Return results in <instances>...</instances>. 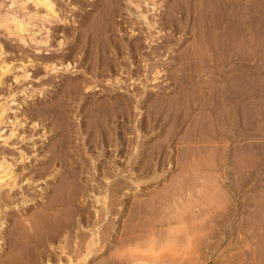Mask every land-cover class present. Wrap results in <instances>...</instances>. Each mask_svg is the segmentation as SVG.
I'll return each instance as SVG.
<instances>
[{
  "label": "rangeland",
  "instance_id": "rangeland-1",
  "mask_svg": "<svg viewBox=\"0 0 264 264\" xmlns=\"http://www.w3.org/2000/svg\"><path fill=\"white\" fill-rule=\"evenodd\" d=\"M52 1L64 19L35 30L46 44L0 27V62L15 66L0 83V104L15 98L0 123V160L16 175L0 183V264H101L114 255L128 264H264V0L254 1L247 48L205 34L199 11H187L199 0ZM34 5L28 0L45 11ZM33 20L32 32L41 22ZM51 60L64 64L46 67ZM83 78L97 86L68 89ZM122 97L126 119L105 126L106 100ZM76 183L78 219L118 199L84 261L94 225L71 217ZM74 245L84 252L72 253Z\"/></svg>",
  "mask_w": 264,
  "mask_h": 264
},
{
  "label": "bare ground",
  "instance_id": "bare-ground-1",
  "mask_svg": "<svg viewBox=\"0 0 264 264\" xmlns=\"http://www.w3.org/2000/svg\"><path fill=\"white\" fill-rule=\"evenodd\" d=\"M34 2V6H38V5H41L42 6V9L43 7L45 8V11L42 13V14H39V10H30L28 9L27 7V2L28 0H8V2L5 0H1L0 1V27H3L5 29V31H7V33L9 35L13 34V35H16L18 40H20L21 42H28L29 40L30 41H34L36 43H42V44H46V42L48 41V39L45 37L43 38L42 36H39L37 34H35V30H42V29H45L47 31V25H45V21H51L53 19H56L57 21H60V20H63L64 17L62 15H60V11L57 12V7L55 8V5H54V2L52 0H32ZM195 1V0H194ZM254 1L255 0H199L197 1L195 4L194 2H189L188 4V10L187 11H194V10H198L199 11V15H200V18H201V21L203 22V24H207V29L206 27H204L206 29V33H209L208 36H212V37H215L218 39V42H220V45L221 44H224L227 46H229L230 48L233 47H239L240 45H247V47H249L250 45H252V38H253V33H254V30H253V18H254ZM98 2V1H97ZM106 2V1H105ZM114 2V0H113ZM133 2V1H132ZM155 2V1H154ZM188 2V1H187ZM30 3V2H29ZM103 3V2H102ZM131 4V3H130ZM150 5V4H149ZM139 7V6H138ZM187 7V6H186ZM157 8V7H156ZM35 9V8H34ZM103 9V8H101ZM19 10H23L22 13H19L18 11ZM141 10V9H140ZM114 11V10H113ZM136 11V10H135ZM186 11V12H187ZM172 12V10H171ZM93 13V12H92ZM188 13V12H187ZM186 13V15H187ZM101 14V13H100ZM103 14V13H102ZM169 14V13H168ZM173 14V13H172ZM64 15V14H63ZM94 15V14H93ZM138 15H140L141 17H143L146 22L148 23V25H150V27L154 26L156 21L155 20H150L147 18V14L145 15L143 12L139 11ZM164 15V14H163ZM91 16V15H90ZM98 16V15H97ZM104 16V15H103ZM159 16V15H158ZM66 17V16H65ZM184 17V16H183ZM101 18V17H100ZM191 18V17H190ZM199 18V19H200ZM33 19H38L40 20V26L38 27V29H34V31L32 32V29H31V26L29 25H33L34 24V20ZM87 19V18H86ZM96 19V18H95ZM107 21V20H105ZM86 22V21H85ZM97 22V21H96ZM99 22V21H98ZM175 22V21H174ZM180 22V21H179ZM50 23V22H49ZM84 23V22H83ZM102 23V22H101ZM108 23V22H106ZM160 23V22H159ZM192 23V22H191ZM85 24V23H84ZM93 24V23H92ZM171 24V23H170ZM204 24V26H205ZM98 25V24H97ZM107 25V24H105ZM38 26V25H37ZM36 26V27H37ZM118 26V25H117ZM130 26V25H129ZM181 26V25H180ZM196 26V25H195ZM148 27V26H147ZM149 27V29H150ZM198 27V26H197ZM179 28V27H178ZM76 29V28H75ZM195 29V28H194ZM193 29V30H194ZM108 30V29H107ZM2 32V31H1ZM108 32V31H107ZM152 33V32H151ZM15 36V37H16ZM84 36V35H83ZM108 37V35H106ZM89 37V36H88ZM132 37V36H131ZM207 37V35H206ZM14 38V37H13ZM15 39V38H14ZM106 38H104L105 40ZM17 40V39H16ZM95 40V39H94ZM101 40V39H100ZM115 40V39H114ZM261 40V39H260ZM97 41V40H96ZM99 41V40H98ZM106 41V40H105ZM82 42V41H81ZM39 45V44H38ZM111 45V44H110ZM37 46V45H36ZM105 46V45H104ZM52 47V46H51ZM107 47V46H106ZM131 47V46H130ZM224 47V48H226ZM244 47V46H242ZM135 48V47H134ZM39 49V48H38ZM46 49V48H45ZM126 49V48H125ZM100 50V49H99ZM108 50V49H107ZM43 51V50H42ZM5 52L4 48H3V44L0 43V56ZM84 52V51H83ZM98 51H96L95 53H97ZM99 54V53H98ZM48 55V54H47ZM92 55H94L92 53ZM91 55V56H92ZM96 57V56H94ZM93 57V59H94ZM2 58V57H1ZM0 58V59H1ZM55 58V56H54ZM97 58V57H96ZM30 59V58H29ZM39 59V58H38ZM88 59V58H87ZM90 59V58H89ZM8 60V59H7ZM91 60V59H90ZM104 60V59H103ZM105 65L108 66V62H107V58H105ZM3 61V60H2ZM6 61V59H5ZM3 62L1 63L0 62V83L4 82L5 80L3 79V74L8 72V71H11L13 70V68L15 66L13 65H10L8 62ZM12 61V60H11ZM10 62V61H9ZM42 62V61H41ZM23 63V62H22ZM32 63V62H31ZM98 63V62H97ZM131 63V62H130ZM43 64V63H42ZM60 64H64L63 61L61 62H57L55 60H51V61H45V66L46 67H49L51 66L52 69H58L59 68V65ZM70 62H68L66 64V68L69 66ZM92 64V63H91ZM25 65V64H24ZM44 66V65H43ZM100 67V66H99ZM103 68V67H102ZM101 69V68H100ZM110 69V68H109ZM166 71V70H165ZM12 72V71H11ZM91 72V71H89ZM14 73V71H13ZM87 73V72H86ZM99 73L97 70L93 71V73L91 75H93L94 78L97 79V77L99 76ZM15 74V73H14ZM101 74V73H100ZM157 75V74H156ZM21 76H23L24 78H26L27 76H29V72H28V69L23 66V72L21 74ZM104 76V75H103ZM19 77H20V74L17 75L15 74V78L19 80ZM91 76H88L87 78H89ZM92 77V78H93ZM65 78V77H64ZM87 78H83L81 83H83L81 85V83H78V82H74L73 79H70L69 80V90L71 88L70 91H72L73 89L75 90H78L80 87H83L86 89L89 90V92L95 88V85L94 84V81L93 79H87ZM21 79V78H20ZM77 79V78H76ZM119 79V78H118ZM78 80V79H77ZM122 80V79H121ZM76 81V80H75ZM99 81V80H98ZM117 82L119 80H116ZM6 82V81H5ZM68 82V81H67ZM10 83V82H9ZM66 83V82H65ZM121 83V82H120ZM144 83V82H143ZM2 85V84H1ZM63 88V87H62ZM67 88V87H66ZM120 88V87H118ZM68 90V91H69ZM13 91V90H12ZM8 92V90H7ZM10 92V91H9ZM25 92V91H24ZM110 92V91H109ZM134 92V91H133ZM16 93V92H15ZM74 93V91H73ZM25 94V93H24ZM32 94V93H31ZM93 94V93H92ZM117 94V93H116ZM118 95V94H117ZM9 98L7 97L1 104H0V123H2V116H4V112L11 107V104L13 102V98L14 97V94L13 93H10L9 95ZM58 96V95H57ZM73 96V95H72ZM108 96V95H107ZM122 96V95H120ZM126 96V95H125ZM56 97V96H55ZM81 97V96H80ZM116 97V95H115ZM4 98V97H3ZM62 98V97H61ZM112 98V96H111ZM114 98V96H113ZM127 98V97H126ZM64 99V98H63ZM71 99H74L73 97ZM91 99V98H90ZM96 99V98H95ZM93 100V99H92ZM103 100V99H102ZM106 100V99H105ZM49 101V100H48ZM52 101V100H51ZM98 101V99H97ZM97 101H94V102H97ZM135 101V100H134ZM58 102V101H57ZM104 102V101H103ZM138 102V101H137ZM100 103V102H99ZM102 103V102H101ZM108 107H110V112H105L104 111V115L101 116L102 117V122L105 124V126H109V123L110 121H116V120H120L122 121V119H126L127 117V107H128V99H125L124 97H122L121 99H117V100H114L113 102H109L106 100L105 102ZM60 104V103H59ZM66 104V103H65ZM91 104H95V103H92ZM103 104V103H102ZM48 105V104H47ZM50 105V104H49ZM64 105V104H63ZM90 105V104H89ZM91 105V106H92ZM66 106V105H65ZM70 106V105H69ZM140 106V105H139ZM67 107V106H66ZM86 107V106H85ZM96 107V106H95ZM101 107V106H100ZM44 108V107H43ZM107 108V107H106ZM54 109V108H53ZM87 109V108H86ZM101 109V108H100ZM11 110V109H10ZM103 111V109H102ZM95 112V111H94ZM93 112V113H94ZM17 114V113H16ZM96 114H97V111H96ZM58 115V114H57ZM98 115V118H97V122H96V125L98 126V124L100 123V120H99V113L97 114ZM68 116V115H67ZM122 117V118H121ZM71 118V117H70ZM92 118V117H91ZM94 118V116H93ZM121 118V119H120ZM15 119V118H14ZM63 119V118H62ZM64 120V119H63ZM66 120V119H65ZM130 120V119H129ZM7 121V120H6ZM19 121V120H18ZM67 121V120H66ZM95 121V120H93ZM11 122L14 123V120H12ZM152 122V121H151ZM17 123V121L15 122ZM14 123V124H15ZM91 123V122H90ZM94 123V122H93ZM113 123V122H112ZM147 123V122H146ZM103 124V125H104ZM121 124V123H120ZM17 125V124H16ZM95 125V123H94ZM112 125V124H111ZM119 125V124H118ZM91 126V125H90ZM122 126V125H121ZM144 127V126H142ZM95 128V127H94ZM102 128V127H100ZM137 130V129H136ZM95 131V130H94ZM103 131V130H102ZM68 132V131H67ZM112 132V131H111ZM109 133V132H108ZM122 134V133H121ZM2 135L1 133V127H0V136ZM13 135V131L10 130V132L4 137V140H7L10 136ZM69 136V135H68ZM95 136V135H94ZM102 136V135H101ZM107 137V136H106ZM128 137V136H127ZM68 138V137H67ZM116 138V137H115ZM92 139V138H91ZM101 140V139H100ZM127 140V139H126ZM94 141V140H93ZM119 141V140H118ZM70 142V141H68ZM106 143V142H105ZM59 144V143H58ZM65 147V146H64ZM67 147V146H66ZM70 148V147H69ZM67 149V148H66ZM132 150V149H131ZM71 152V151H70ZM130 153V152H129ZM75 156V155H74ZM117 156V155H116ZM128 156V155H127ZM2 158V157H1ZM64 158V157H63ZM68 158V157H67ZM91 159V158H90ZM156 159V158H154ZM94 161V160H93ZM131 163V162H130ZM10 164H12L11 162L9 161H6L5 159H2L0 160V183L3 181H7L9 180V178H15V176L12 177V169L13 168H10L12 166H10ZM90 164V163H89ZM92 164V163H91ZM86 165V164H85ZM95 165V164H94ZM141 165V164H140ZM120 166V165H119ZM101 167V166H100ZM130 167V166H129ZM104 168V167H103ZM107 168V167H106ZM111 168V167H110ZM113 168V167H112ZM122 168V167H121ZM125 168V167H124ZM100 169V168H99ZM14 170V169H13ZM135 170V169H134ZM54 171V170H53ZM57 171V170H56ZM110 171V169H109ZM138 171V170H137ZM140 171V170H139ZM105 172V170H104ZM112 172V171H111ZM133 172V171H132ZM77 173V172H76ZM92 173V172H91ZM9 178L5 179V177H7V175H9ZM14 174V173H13ZM80 174V173H79ZM78 174V175H79ZM138 174V173H137ZM75 175V174H73ZM94 175V174H93ZM70 176V175H69ZM157 175L154 174L152 175L151 177H156ZM77 177V175H75V178ZM95 177V176H94ZM13 178V180H14ZM81 178V176L79 177ZM103 178L105 179V183L108 184V182L110 181V177L109 175H107L106 173L103 174ZM110 178V179H109ZM134 178V177H133ZM142 178V177H140ZM135 179V178H134ZM78 180H81V179H78ZM93 180V179H92ZM115 180V179H114ZM145 180V179H143ZM12 181V180H10ZM88 181V180H87ZM96 181V180H95ZM136 182V180H134ZM138 182V181H137ZM140 182V181H139ZM5 183V182H4ZM10 183V182H8ZM15 183V182H13ZM12 183V184H13ZM75 184V183H74ZM73 184V185H74ZM84 184V183H83ZM122 184V181L121 180H118V178L115 180V184H114V192L113 194L117 193L119 191L118 187L119 185ZM127 184V183H126ZM10 185V184H9ZM78 185H81V184H78L76 183V186H74V188L72 189V195L68 197V199L66 200V203L70 206L69 207V210L71 211V217H74L77 212H78V207H77V204L75 202V199L77 198V195L81 194V191H80V187ZM85 185V184H84ZM110 185V183H109ZM130 185V184H129ZM1 187V186H0ZM88 187V186H87ZM130 187V186H129ZM61 188V187H60ZM111 188V187H110ZM88 189V188H87ZM93 189V188H92ZM86 190V189H85ZM111 190V189H110ZM121 191V190H120ZM71 192V191H70ZM88 192V191H87ZM104 192V191H103ZM112 192V191H111ZM89 193V192H88ZM96 193V192H95ZM107 193V192H106ZM105 195V194H104ZM95 200L98 202L100 200V196L99 195H95ZM107 196V195H106ZM110 196V195H108ZM116 196V194H115ZM83 197V196H82ZM55 198V197H54ZM87 198V197H86ZM85 199V198H84ZM93 199V198H92ZM106 199V198H104ZM27 200V199H26ZM60 200H62L60 198ZM87 200V199H86ZM101 200H102V197H101ZM49 201V200H48ZM57 201V200H56ZM85 201V200H84ZM55 202V201H54ZM53 202V203H54ZM105 202V203H104ZM104 207L105 211L102 210L100 213V208L97 209L96 207H94V213H86L85 215H83L82 213L79 214L80 218H76L74 217V219H78V220H91L93 221V227H92V232L90 233L91 237L90 236H87V237H90L91 238V241L89 240V244H87V247L86 248H83V249H86V253L84 254V260H87L85 259V255H91V253L93 254V252H95V250L97 249L96 246H94L95 244L98 243L99 245V241H102L103 236L101 235V226L103 223V221L105 220L104 218L107 216L108 212H111L113 211V206L118 203V199H116V197L110 201H105L104 200ZM52 203V202H51ZM60 204L62 202H59ZM46 204V203H45ZM49 204V203H47ZM96 204V203H95ZM56 205V204H55ZM62 205V204H61ZM127 205V204H126ZM52 206V205H51ZM85 207V206H84ZM93 207V206H92ZM50 208V207H48ZM88 208V207H87ZM46 209V208H45ZM55 209V207H54ZM57 209V208H56ZM66 209V208H65ZM47 210V209H46ZM84 210V209H83ZM48 211V210H47ZM86 211V210H85ZM92 211V210H91ZM88 212V211H87ZM115 212V211H114ZM113 212V213H114ZM119 212V211H118ZM50 214V212H49ZM136 214V212H135ZM70 218V217H69ZM107 218V217H106ZM110 218V217H109ZM75 219V220H76ZM73 220V219H72ZM179 220V219H178ZM68 221V220H67ZM66 221V222H67ZM69 222V221H68ZM72 223V222H71ZM74 223V222H73ZM72 223V224H73ZM78 223V222H76ZM109 223V222H108ZM70 224V223H69ZM68 224V228L70 227ZM71 224V226H72ZM85 224V223H84ZM83 224V225H84ZM91 224V222H90ZM1 226H3V223L1 222L0 224ZM77 225V224H76ZM107 225V224H106ZM66 226V225H65ZM74 226V224H73ZM88 226V225H86ZM64 227V226H63ZM84 227V226H83ZM91 228V226H89ZM104 227V225L102 226ZM134 227V226H133ZM1 228V227H0ZM33 228V227H32ZM65 228V227H64ZM63 228V229H64ZM81 228V227H80ZM109 228V227H108ZM131 228V227H129ZM31 229V228H30ZM77 229V228H76ZM71 230V229H70ZM83 230V229H82ZM66 231V229H65ZM77 231V230H76ZM85 231V230H84ZM128 231V230H127ZM133 231V230H132ZM63 232V230H62ZM61 232V233H62ZM69 232V231H68ZM87 232V231H86ZM65 233V232H64ZM75 233V232H74ZM78 233V232H77ZM88 233V232H87ZM106 233V232H105ZM133 233V232H132ZM70 234V233H69ZM72 235V234H71ZM81 235V234H80ZM107 235V234H106ZM118 235V234H117ZM155 235V234H154ZM61 236V235H60ZM64 236V235H63ZM62 236V237H63ZM76 236V235H75ZM120 236V234H119ZM57 238V237H56ZM110 238V237H109ZM141 238V237H140ZM85 239V238H84ZM127 239V238H125ZM125 239H123L122 237L119 239L120 241H124ZM1 240V238H0ZM66 240V239H65ZM115 241L117 239H114ZM128 240V239H127ZM57 241V240H56ZM61 241V240H60ZM75 241V239H74ZM79 242V240H78ZM83 243V241H81ZM108 242V241H107ZM129 242V241H128ZM57 243V242H56ZM60 243V242H59ZM72 243H73V240H72ZM71 243V244H72ZM118 243V242H117ZM74 244V243H73ZM77 244V243H76ZM115 244V243H114ZM119 244V243H118ZM57 245V244H56ZM78 245V244H77ZM85 245V244H83ZM108 245V244H107ZM59 246V245H58ZM62 246V245H60ZM70 246V245H69ZM82 247V246H80ZM63 248V247H60V249ZM112 247H110L111 249ZM129 248V247H128ZM47 249V248H46ZM50 249V248H49ZM52 249V248H51ZM63 249H66L63 248ZM63 249L61 250V252L63 251ZM82 248H79V247H76V245L73 246V250H72V253H75L76 252H79ZM126 249V248H125ZM69 250V249H68ZM123 250V249H122ZM97 251V250H96ZM70 252V251H69ZM80 252H84L83 251H80ZM130 252V251H129ZM135 252V251H134ZM57 253V252H56ZM106 253V252H105ZM108 253V252H107ZM133 252H131L132 254ZM80 254V253H79ZM82 254V253H81ZM80 254V255H81ZM130 254V255H131ZM52 255V254H51ZM73 255V254H72ZM71 255V256H72ZM135 255V254H134ZM44 256V255H43ZM47 256V255H46ZM58 256V255H56ZM78 256V255H77ZM116 257V255H114ZM66 257V256H65ZM64 257V258H65ZM68 257V256H67ZM89 257V256H88ZM115 257H109L107 256V260L105 262H102L101 264H128L127 260L124 259V258H115ZM70 258V257H69ZM142 259V255L141 257H139ZM76 259V258H75ZM105 259V258H104ZM47 260V259H46ZM64 260V259H63ZM146 260V259H145ZM75 261V260H74ZM79 261V260H78ZM58 262V261H57ZM158 262V261H157ZM12 263V262H11ZM20 263V262H19ZM62 263V262H60ZM95 264V263H94ZM100 264V262H99Z\"/></svg>",
  "mask_w": 264,
  "mask_h": 264
}]
</instances>
